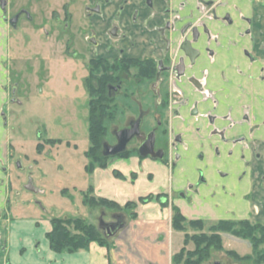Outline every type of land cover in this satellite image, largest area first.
Masks as SVG:
<instances>
[{
    "label": "rangeland",
    "instance_id": "1",
    "mask_svg": "<svg viewBox=\"0 0 264 264\" xmlns=\"http://www.w3.org/2000/svg\"><path fill=\"white\" fill-rule=\"evenodd\" d=\"M64 1L68 2L10 0L8 13H3L0 7V110L8 108L5 138L0 136V264H16V252L20 257L29 253L35 254L30 244L35 241L41 243L37 236L40 233L43 238H47L55 217H83L103 229V221L115 223L119 214L126 218L131 217L130 209H124L126 204L117 208L113 205L91 207L88 203L97 195L88 181L92 172L87 171L88 164L92 162L86 154L91 146L89 98L83 82L87 74V60H79L85 57L82 53L74 60L69 54V43L66 51L67 36H57V32L69 31L64 29L65 22L68 21L61 6ZM20 7L29 8L35 14L36 20L29 23L24 17L13 28L14 32H10L9 22L4 17L13 15ZM83 10L84 5L80 9L81 14ZM74 11L77 13L76 7H72L70 14L74 15ZM53 12L59 17L62 16L59 26L48 24ZM47 24L48 29L43 32L42 29ZM8 35L9 40L6 39ZM82 38V35L77 36L76 48L79 52L83 50ZM14 86L17 87V100L8 104L10 90ZM121 92L116 96L119 99L118 112L115 117L106 120L108 131L104 139L107 142H115L114 131L137 119L135 110L139 105L148 110L146 129L155 126L156 120L160 118L163 120L162 128L169 123V119L164 118L165 111L156 103L153 91L141 90L128 97L121 96ZM252 125L254 128L258 125L264 126V119H254ZM246 137L247 140L237 145L236 150L241 149L242 153H247V159L253 164L252 175L256 190L251 196L252 204L244 203L246 210L242 207L237 214H231L228 207L229 209H224L216 218L208 214V217L189 219L183 213L186 218L181 223L184 229L181 231L183 246L176 253L181 252L182 257L181 262L173 260V264H185L186 258L193 261L203 258L198 264H256L251 239L217 230L218 223L223 220L238 222L247 219L251 224L264 226V199H260L258 189V181L264 177V136L256 135L253 131ZM166 139L167 135L165 140L161 137L160 145H165ZM232 143L231 140V146ZM137 144L138 139L128 148ZM245 145L249 146L250 153ZM128 152L125 156L108 158V165L118 158H140L135 151ZM7 166L10 167L9 170ZM95 167L99 168L97 163ZM114 171L123 175L120 170ZM131 175L132 178L137 176L136 173ZM192 220H202L203 223L197 226L191 223ZM217 234L221 237V248L217 244L208 243L215 242L213 237ZM256 235L258 238L262 237L259 231ZM195 236L202 240L198 245V254H195ZM105 237L112 240L106 229ZM183 248L185 249L182 250ZM258 249L264 250V242L259 244ZM230 250L240 257L247 255L251 259H238L229 253ZM26 258L32 257L27 256L21 260H28Z\"/></svg>",
    "mask_w": 264,
    "mask_h": 264
},
{
    "label": "crops",
    "instance_id": "2",
    "mask_svg": "<svg viewBox=\"0 0 264 264\" xmlns=\"http://www.w3.org/2000/svg\"><path fill=\"white\" fill-rule=\"evenodd\" d=\"M198 1L156 0L155 9L158 12L150 25L161 23L160 13L172 8L178 11L176 27L180 30L184 25L201 18ZM212 1L218 17H205L204 22L213 31L216 39L208 43L204 36L196 46L201 50V57L196 62L197 70L198 73L207 70L211 84L231 89L230 97L222 101L223 105L220 106L221 110L230 109L232 112L235 124L230 130L231 137L249 136L253 133L250 127L254 119H264V3L260 4L257 0H206L208 3ZM139 4H143V1L140 0ZM144 12L150 13L151 10L146 9ZM116 13L117 8L113 4L105 6L107 17L101 20V33H104ZM228 15L232 21L224 20ZM120 20L128 22L126 17H121ZM132 35V39L122 43L123 47H132L136 55L152 50L148 40L155 36L153 33L144 34L140 27L135 26ZM206 47L212 49L211 56ZM245 107L250 110L249 121L243 117ZM209 108L211 105L202 106L203 110ZM202 121L200 118L198 121L193 120L194 124L184 125L181 119L174 120V131L182 133L187 141V144L178 148L184 158L180 159L175 168L151 158H118L112 160L106 168H96L88 180L94 187L95 195L120 205L128 201H138L141 196L167 193L170 197L169 206L164 207L156 200L140 203L135 209L136 218H126L121 214L116 216L118 222L124 225L111 236L109 245L102 246L93 242L89 249L75 253L54 252L48 239L38 233L41 243L35 241L30 244L35 254L29 253L20 257L16 252L14 263L173 264L174 254L183 246V234L172 226V203L189 219L208 217V214L216 218L228 207L231 214H237L238 209L246 210L244 203L252 204L251 196L256 190L252 175L253 164L243 174L247 163L238 157L239 150L229 160H215L210 152L205 160H199L202 137L210 134ZM198 126L202 127L200 131ZM255 132L256 135L264 136V126L261 125ZM217 139L211 135L208 137L212 145L220 143ZM227 145L225 149L231 146ZM114 169L120 170L125 177L115 176ZM202 172L206 180L204 182L200 180ZM132 173L137 176L132 178ZM258 185L260 199H264V177L260 178ZM180 191L184 195L177 194ZM262 206L264 213V203ZM27 256L32 258L21 260Z\"/></svg>",
    "mask_w": 264,
    "mask_h": 264
},
{
    "label": "flooded vegetation",
    "instance_id": "3",
    "mask_svg": "<svg viewBox=\"0 0 264 264\" xmlns=\"http://www.w3.org/2000/svg\"><path fill=\"white\" fill-rule=\"evenodd\" d=\"M142 1L143 4L140 5V0H77V2L68 0L67 3L64 1V4L61 5L68 20L65 22L64 29H68L69 31L57 32V36L63 34L67 36L66 51L68 48L67 44L69 43L71 46L70 51H68L74 60L78 59L77 56L80 53L85 56L79 58V60H87V74L84 76L83 82L87 81L90 72L92 74L91 82H101L100 78L103 75L107 77L111 76L102 82H109L105 87L106 95L112 100L113 104H116L117 112L119 99L117 100L116 96L121 91L123 94L121 96L128 97L129 95H135L141 90L149 89L153 91L156 103L165 111V120L169 119V123H166L163 128L161 127L163 120L160 118L156 120L155 126L146 129L145 122L148 116V110H144L139 105L135 110L138 116L137 119L132 120L128 126L114 131L115 142L109 143L104 139L107 135L106 132V135L101 141V155L106 157L103 154V146L105 143L109 145H116L118 143L116 136L118 131L130 128L132 123L140 120V132L129 142L128 146L137 139L138 144L130 149L127 146L126 151L106 158H114L122 154H127L129 153L128 151H135L140 158L159 160L171 168H175L180 159L182 157L184 158L178 148L181 145L187 144V141L182 133H176L174 131V120L181 119L184 125H190L194 124L193 120L198 121L201 118L203 120L202 123H205V128L210 134L202 137L200 142L202 150L198 153V159L201 161L205 160L209 152L212 153V157L215 160H222V158L224 160L231 159L237 151V145L247 140L246 136L231 137L230 130L235 124L232 118V112L230 109L221 110L220 108L223 105L221 104L222 101L228 100L230 97L231 89L211 84L208 81V71L203 70L198 73V67L196 66V62L201 57V50L196 46H198L202 37L205 36L208 43L216 39L213 31L204 22L205 17L211 19L218 17L214 10L213 1L208 3L206 0H199L198 7L202 15L201 18L196 22H190L184 25L180 30L176 27L179 17L178 11L172 8L163 10L160 13L162 17L161 23L151 26L150 23L156 18L158 12L155 9L156 0ZM257 2L263 4L264 0H257ZM112 4L116 6L117 13L105 28L104 33H101V20L107 17L105 14V6ZM83 5L84 10L81 14L80 9ZM0 7L3 13H8L10 0H4V4L3 0H0ZM72 7H76L77 9V13L74 11V15L70 14L72 13ZM146 9L151 10V12H144ZM54 13L49 18L48 24L52 23V25L59 26L62 16L59 17L55 13L57 15L55 19ZM24 17L28 19L29 23L35 22L36 20L35 14H32L27 7H20L13 15L5 16V20L9 22V31L14 32L15 29L13 28ZM121 17H126L128 22H122L120 20ZM224 20L232 21L229 15L225 16ZM98 23L100 24L98 25ZM48 24L43 27V32L47 31ZM135 26L140 27V30L144 34L153 33L155 35L148 40L152 50H145L140 55H136L132 47L125 48L122 46L124 41L132 39L133 28ZM81 35L83 36L81 40L83 50L79 52L76 44L77 36ZM6 39L9 40L10 36L8 35ZM206 50L211 56L212 49L206 47ZM136 60L139 62L135 63L134 61ZM147 60L152 61L154 72L143 76L140 73V65L145 66ZM221 95H224V97L221 98ZM88 98L89 107V94ZM16 100L17 87L14 86L10 90V101L8 104L16 102ZM204 104L211 105V108L203 110L202 106ZM7 110L8 108L3 111L0 110V136L2 138H5V125L8 126ZM243 117L247 121L250 120L251 116L248 107L244 108ZM260 127L261 125H258L254 128L252 125L250 131H256ZM201 128L200 126L197 127L199 131ZM152 132L155 133L154 152L156 155H161L160 151H162V157L152 158L151 155L143 157L140 154L141 146L148 140L149 134ZM166 135L165 145H160L161 137L165 140ZM209 135L217 137L220 143H213L212 145V142L208 141ZM231 140L233 142L232 146H230L229 150L225 149L227 144L231 145ZM246 147H248V152L250 153L249 146ZM246 147L244 148L245 150L247 149ZM238 155L239 158L246 160L247 165L245 163L246 167L243 170V174H246L247 168H249L248 166L251 165L252 161L247 159V153H242L241 149L238 151ZM0 163H2L1 159ZM9 168L7 166L8 170ZM20 168H23V166L20 165ZM200 180L202 182L206 181L203 172ZM29 189L33 190L31 186H29ZM177 194L184 195V192L180 191Z\"/></svg>",
    "mask_w": 264,
    "mask_h": 264
},
{
    "label": "trees",
    "instance_id": "4",
    "mask_svg": "<svg viewBox=\"0 0 264 264\" xmlns=\"http://www.w3.org/2000/svg\"><path fill=\"white\" fill-rule=\"evenodd\" d=\"M138 63L139 61H134ZM141 63V62H140ZM146 65H140V73L143 76L152 74L154 72V65L151 60L146 61ZM109 68V67H108ZM92 74L90 72V76L87 78L85 82L87 92L89 94V138L91 142L90 149L87 151V156H89L92 160L91 164H88L89 172H93L96 167L95 164H98L100 168H106L108 165V158L103 157L100 153L101 149V141L106 135L107 125L106 120L115 117L117 113V106L113 104L112 100L106 95L105 87L109 82L105 81L106 78H110L111 76H102L100 78L101 82H91ZM129 154V153H128ZM126 154H122L120 156H125ZM116 176L124 177L119 174L117 171H114ZM92 191L94 192V187L92 186ZM94 200L88 201L89 205L93 207L96 206H115L120 208L121 205L115 201L109 200L100 196H93ZM167 194H149L146 196H141L138 201H128L125 205L124 209H130L131 218H136L137 213L135 209L138 207L140 203L145 204L152 200H156L162 206L166 207L170 205V200ZM172 205L173 217H172V226L177 231H183L184 229L181 227L182 222L186 219L181 209L175 205ZM191 223H195V225H200L202 220L191 221ZM219 227L217 230L222 232H229L233 235L249 238L252 241L254 246V255L256 264H264V250L258 249L259 244L264 242V226L258 224H251V222L247 219L240 221H220L218 223ZM259 231L262 237L258 238L256 232ZM219 233V232H218ZM204 237V236H201ZM47 238L49 240L50 248L56 253H75L80 250H86L90 248V245L93 242H97L102 246L109 245V240L105 237V231L100 227H97L95 224L88 222L83 217H70V218H59L55 217L52 219V230L47 233ZM215 242H208L211 245H216L218 248H221V237L220 234H217L213 237ZM195 242L197 243V249L195 250V254L200 252L198 245H200V237H194ZM204 240V239H203ZM210 241V239H207ZM183 248L182 250H184ZM232 256L238 259H251L250 256L240 257L236 252L230 250L229 252ZM182 257V253L179 252L175 255L174 261L179 262ZM203 259V258H202ZM199 258L198 261L190 260L186 258L185 264H198L202 260ZM183 260V259H182ZM181 262V261H180Z\"/></svg>",
    "mask_w": 264,
    "mask_h": 264
},
{
    "label": "water",
    "instance_id": "5",
    "mask_svg": "<svg viewBox=\"0 0 264 264\" xmlns=\"http://www.w3.org/2000/svg\"><path fill=\"white\" fill-rule=\"evenodd\" d=\"M3 4H4V0H3ZM139 132H140V120L132 123L130 128L118 131L116 133V136L118 138V143L116 145H109V144L105 143L103 146L104 156H106V157L111 156L112 157V156H116V155L126 151L129 142L136 135H138ZM154 146H155V133L152 132L151 134H149L148 140L140 148L141 156L147 157L148 155H151L152 158L162 157V151H160L161 155L155 154ZM103 223L105 225L106 233H108L109 236H112L119 228H121L124 225L122 222H118V221L115 223H107V222L103 221ZM105 229H103V230L105 231Z\"/></svg>",
    "mask_w": 264,
    "mask_h": 264
}]
</instances>
